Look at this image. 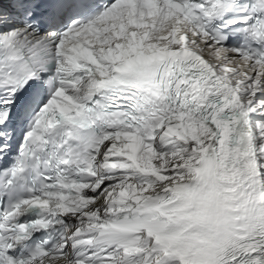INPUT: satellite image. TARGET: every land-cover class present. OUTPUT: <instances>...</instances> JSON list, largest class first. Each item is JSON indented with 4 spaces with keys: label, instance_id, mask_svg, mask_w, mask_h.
I'll return each instance as SVG.
<instances>
[{
    "label": "snow or ice",
    "instance_id": "6c2138e0",
    "mask_svg": "<svg viewBox=\"0 0 264 264\" xmlns=\"http://www.w3.org/2000/svg\"><path fill=\"white\" fill-rule=\"evenodd\" d=\"M0 264H264V0H0Z\"/></svg>",
    "mask_w": 264,
    "mask_h": 264
}]
</instances>
